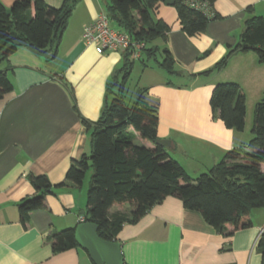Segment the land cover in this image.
Instances as JSON below:
<instances>
[{"label":"crops","instance_id":"obj_1","mask_svg":"<svg viewBox=\"0 0 264 264\" xmlns=\"http://www.w3.org/2000/svg\"><path fill=\"white\" fill-rule=\"evenodd\" d=\"M0 1L9 7L15 0ZM44 1L60 7L64 0ZM173 3L162 0L155 10L154 18L170 26L167 41L158 39L156 44L169 48L182 74L170 76L160 67L140 65L138 89L130 101L142 91L146 100L158 106V137L170 141L165 146L169 155L197 177L228 150L252 151L248 146L252 125L247 124L252 123L255 106L264 94V62L253 50H237L220 70L209 75L202 72L236 45L251 15L248 7L253 8L252 14L264 17V0H216L212 12L217 17L196 37L181 29ZM101 12H106V0H80L54 59L48 58L51 53L40 54L24 43L0 64L13 84L0 98V264H93L82 248L54 253L46 240L48 234L82 222L86 185L68 182L46 193L45 208L31 211L25 221L19 204L39 193L31 175H46L55 186L65 181L73 161L90 152L82 119L99 118L108 100V84L125 56L122 50L99 53L95 45L84 42V27ZM220 82L238 83L244 91L242 132L226 127L212 113L211 94ZM137 140L139 145H152ZM130 211V205L110 209L111 214ZM250 217V227L220 233L199 211L167 196L137 221L124 223L116 239L126 264H262L258 241L264 233V207L253 209Z\"/></svg>","mask_w":264,"mask_h":264},{"label":"trees","instance_id":"obj_2","mask_svg":"<svg viewBox=\"0 0 264 264\" xmlns=\"http://www.w3.org/2000/svg\"><path fill=\"white\" fill-rule=\"evenodd\" d=\"M80 0H64L60 7H52L44 0H15L9 7L0 1V64L16 48L6 52L4 47L15 40L23 41L49 59L57 56L62 36L67 29L74 7ZM162 0H106V13L112 26L125 31L134 41L144 42L137 61L142 67L154 65L168 75H181L168 47L156 44L167 41L170 26L154 13ZM206 1L209 11L197 5ZM216 0H175L181 29L190 37L206 31L207 24L217 15L212 12ZM11 13H7V9ZM244 22L239 40L214 66L202 72L209 75L223 68L229 56L237 50H253L264 62V17L252 14ZM124 62L107 87V101L96 121L82 119L89 135L90 152L70 165L65 181L53 185L46 175L30 176L39 192L19 204L22 221L33 210L44 209L46 193L67 186L81 187L87 172L92 169L87 190L84 222L97 224L98 235L117 240L122 225L135 222L152 205L167 196L179 198L187 209L199 211L204 220L218 232L248 228L252 225L251 211L264 207V94L253 114L252 138L248 146L228 150L220 161L197 177L190 176L173 159L165 146L157 144L158 106L146 100L140 91L134 101H127V85L136 59L124 51ZM209 50L204 55L208 54ZM158 53L162 58H158ZM172 83V81H169ZM13 88L7 72L0 68V98ZM212 113L226 127L244 131L246 125V97L235 82H220L214 86L210 98ZM137 138L152 142L139 145ZM113 205H130L131 211L111 214ZM76 227L54 231L46 236L54 253L79 247L75 239ZM258 246L263 252L264 233ZM94 264V263H93Z\"/></svg>","mask_w":264,"mask_h":264},{"label":"water","instance_id":"obj_3","mask_svg":"<svg viewBox=\"0 0 264 264\" xmlns=\"http://www.w3.org/2000/svg\"><path fill=\"white\" fill-rule=\"evenodd\" d=\"M166 3L172 4L174 0H165ZM7 13L11 10L8 8ZM24 42L15 40L8 43L2 52H6L13 46L23 45ZM157 144L169 146L168 139L159 138ZM84 213V211H82ZM97 224L92 222H79L75 229V239L80 248L85 250L94 264H126L121 249V243L118 240H106L98 235Z\"/></svg>","mask_w":264,"mask_h":264},{"label":"built area","instance_id":"obj_4","mask_svg":"<svg viewBox=\"0 0 264 264\" xmlns=\"http://www.w3.org/2000/svg\"><path fill=\"white\" fill-rule=\"evenodd\" d=\"M197 5L209 11L206 1L198 2ZM82 37L86 44L95 45L99 53L116 50L130 51L131 57L136 60L140 58L145 45L144 42L132 40L125 31L113 27L106 12L99 13L92 23L84 27Z\"/></svg>","mask_w":264,"mask_h":264},{"label":"rangeland","instance_id":"obj_5","mask_svg":"<svg viewBox=\"0 0 264 264\" xmlns=\"http://www.w3.org/2000/svg\"><path fill=\"white\" fill-rule=\"evenodd\" d=\"M159 42V41H157ZM158 58L161 59L162 58V54L161 53H158ZM140 69H141V66L139 64V61L136 60L135 62V65L132 69V74H131V78L128 82V85H127V92H126V96H127V101H130L131 97L132 96H135L136 94V90L138 89V77H139V74H140ZM253 124V120H252V123L249 122V124L247 125H252ZM139 141V140H136V142ZM91 175H92V169H90L87 174H86V178L84 180V183L83 185H86V190H88V184L91 180Z\"/></svg>","mask_w":264,"mask_h":264}]
</instances>
